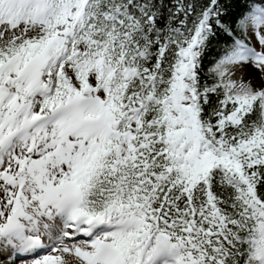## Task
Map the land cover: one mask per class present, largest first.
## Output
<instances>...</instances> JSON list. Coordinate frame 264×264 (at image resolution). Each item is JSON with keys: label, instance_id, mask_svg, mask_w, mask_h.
Segmentation results:
<instances>
[{"label": "snow or ice", "instance_id": "1", "mask_svg": "<svg viewBox=\"0 0 264 264\" xmlns=\"http://www.w3.org/2000/svg\"><path fill=\"white\" fill-rule=\"evenodd\" d=\"M0 264H264V0H0Z\"/></svg>", "mask_w": 264, "mask_h": 264}]
</instances>
